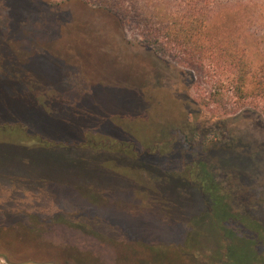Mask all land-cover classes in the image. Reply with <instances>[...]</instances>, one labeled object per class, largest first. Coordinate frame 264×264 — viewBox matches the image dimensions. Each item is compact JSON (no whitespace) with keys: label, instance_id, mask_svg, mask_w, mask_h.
I'll use <instances>...</instances> for the list:
<instances>
[{"label":"rangeland","instance_id":"1","mask_svg":"<svg viewBox=\"0 0 264 264\" xmlns=\"http://www.w3.org/2000/svg\"><path fill=\"white\" fill-rule=\"evenodd\" d=\"M131 1L139 16L154 21L175 18L187 9L182 0ZM46 3L0 0V104L23 113L40 106L41 116L52 125L119 126L124 137L142 142L165 135L174 125H192L208 138L212 130L220 131L219 141L202 146L194 142L192 152L210 178L201 188L180 187L176 175L144 168L139 172V184L119 179L121 190H132V194L112 197L105 194L113 191L108 184L103 187L94 181L75 186L96 210L134 227L128 231L136 238L154 239L165 234L167 223L175 225L179 218L191 220V230L183 234L180 244L200 251L218 246L221 236L216 224H230L224 220L232 213L231 221L249 237L236 236L227 229L231 264H264V255L255 256L264 252L260 241L264 233L256 227L264 229V112L253 104L239 106L228 74L213 61L204 58L208 67L201 74L195 73L134 40L143 27L130 25L125 31L127 43L119 22L105 10L78 0L54 7ZM233 19L240 22L237 14ZM240 32L247 41V62L253 64L257 55L248 42L250 32ZM251 33L254 36L256 32L252 29ZM68 78L72 81H66ZM213 86L230 97L225 116L213 114L215 106L210 110L196 101L198 92L205 94ZM17 91L20 94L13 95ZM263 104L260 101L258 107ZM111 156L119 157L116 153ZM16 168L0 170V204L9 209L30 204L42 215L63 208L75 210L67 200L54 205L45 186L34 187L30 181L29 186L21 185V190L6 192L4 189L12 187L11 180L22 182L31 176ZM74 170L80 171L78 166ZM151 217L158 222L156 229L153 224L144 226ZM20 219L33 222L32 231ZM34 221L31 213L24 217L0 215V264H196L173 251L149 253L126 239L114 224L97 222L91 228L81 223L83 230L64 223L56 227L49 225L51 221ZM252 239L259 241L257 251ZM153 257H157L156 263Z\"/></svg>","mask_w":264,"mask_h":264},{"label":"trees","instance_id":"2","mask_svg":"<svg viewBox=\"0 0 264 264\" xmlns=\"http://www.w3.org/2000/svg\"><path fill=\"white\" fill-rule=\"evenodd\" d=\"M64 1L68 0H47L46 5L54 7ZM78 1L90 8L97 7L112 14L122 28V39L127 43L130 42L125 36L127 28H131L130 25L143 27L140 36L138 37V31L134 40L155 55L170 57L199 74L204 72L205 66L208 67L204 58L213 61L228 74L232 88L236 90L239 106L253 104L264 112V104L258 107L260 101L264 102V0H182L187 9L175 18L158 21L151 17L139 16L135 2L131 0ZM235 14L240 18V22L234 21ZM21 23L24 24L23 21ZM252 29L256 32L254 36ZM243 30L250 32L248 42L253 45L257 55V60L250 65L247 62V41L244 40V33L240 32ZM66 81L71 82L72 79L68 78ZM194 82L195 80L191 81L192 86H196ZM80 84L82 82H79ZM18 91L13 95L18 96ZM198 94V104L201 103L210 110L215 106L213 114H228L230 97L226 96L220 87L213 86L205 94ZM39 108L40 106L34 107L31 112L23 113L21 110L0 104V170L9 167L14 169L17 166L16 169L22 168L31 175L30 178L22 179V182L11 180L12 187L4 190L9 193L16 192L23 188L21 185L29 186L30 181L34 187L38 184L44 185L48 195L52 196L54 205L59 204V200H67L75 210L69 212L62 206L63 209L42 215L34 211L30 204H20L19 207L11 209L0 204V215L13 214L24 217L31 213L35 223L40 220L48 222L53 217L50 226L54 224L53 226L60 227L59 224L64 223L69 228L83 230L85 227L81 223L95 228L97 222H105L114 224L126 239L137 242L149 253L173 251L190 263L231 264L228 248L230 235L227 234V229H232L236 236L249 237L247 231L243 232L236 222L231 221L234 219L231 217L232 213L224 220L230 224H216L221 236L218 246L216 244L214 248L208 247L200 251L185 248L180 244L183 234L191 230V220L179 218L180 221L175 225L167 223L164 226L165 234L155 236L154 239L144 236L136 238L128 231L134 227L122 220H112L103 211L96 210L94 204L82 196L75 186L94 181L103 187L108 184L113 191H107L105 194L112 197L128 192L132 194V190H121L119 179H132L139 184V172L144 168L148 172L166 176L176 175V179H180V187L201 188L210 182V178L201 171L199 158L192 152L194 142L202 146L210 141H219V131L212 130V136L208 138L192 125H174L165 135L159 134L148 142H142L136 138L124 137L119 126L116 128L112 125L90 123L52 125L41 116ZM187 118H190V114ZM5 140L10 144L2 142ZM111 152L119 157L111 156ZM75 166H78L79 172L74 170ZM87 185L91 187L90 184ZM178 212L183 215L182 210ZM212 214L214 215V212ZM56 215L58 217L54 218ZM148 220L144 222V226L153 224L156 229V219L151 217ZM20 221L26 229L32 231L33 222L29 223L24 219ZM256 227L264 233L263 228L257 225ZM91 234L96 235L94 232ZM260 241L264 243V240ZM253 243L254 251H257L259 241L252 239V246ZM262 253L264 252H259V255L255 253V256L264 255ZM151 259L157 262V257Z\"/></svg>","mask_w":264,"mask_h":264},{"label":"flooded vegetation","instance_id":"3","mask_svg":"<svg viewBox=\"0 0 264 264\" xmlns=\"http://www.w3.org/2000/svg\"><path fill=\"white\" fill-rule=\"evenodd\" d=\"M220 132V131H219ZM221 133V132H220ZM221 140V139H220ZM246 147H248V143H247V146Z\"/></svg>","mask_w":264,"mask_h":264}]
</instances>
